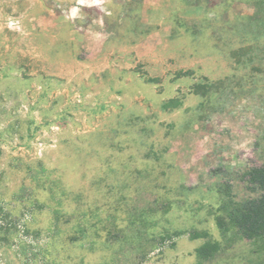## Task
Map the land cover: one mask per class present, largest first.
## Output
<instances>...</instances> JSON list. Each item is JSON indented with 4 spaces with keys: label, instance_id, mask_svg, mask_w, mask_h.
Segmentation results:
<instances>
[{
    "label": "rangeland",
    "instance_id": "obj_1",
    "mask_svg": "<svg viewBox=\"0 0 264 264\" xmlns=\"http://www.w3.org/2000/svg\"><path fill=\"white\" fill-rule=\"evenodd\" d=\"M258 166L264 0H0V264H264Z\"/></svg>",
    "mask_w": 264,
    "mask_h": 264
},
{
    "label": "trees",
    "instance_id": "obj_2",
    "mask_svg": "<svg viewBox=\"0 0 264 264\" xmlns=\"http://www.w3.org/2000/svg\"><path fill=\"white\" fill-rule=\"evenodd\" d=\"M201 89L202 85H196ZM198 92V91H197ZM179 102L170 99L163 104V109L175 108ZM250 190L256 195L231 208L226 215L216 219L218 228L223 233L232 232L233 238L247 240L257 250H264V166L252 167L244 173ZM207 237V234L204 235ZM218 243L207 240L196 249L199 259H210L219 251Z\"/></svg>",
    "mask_w": 264,
    "mask_h": 264
}]
</instances>
